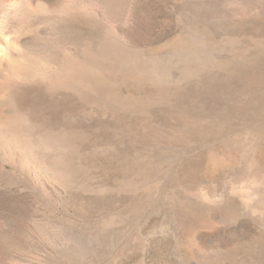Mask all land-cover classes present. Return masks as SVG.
<instances>
[{
    "label": "rangeland",
    "instance_id": "374dc122",
    "mask_svg": "<svg viewBox=\"0 0 264 264\" xmlns=\"http://www.w3.org/2000/svg\"><path fill=\"white\" fill-rule=\"evenodd\" d=\"M0 264H264V0H0Z\"/></svg>",
    "mask_w": 264,
    "mask_h": 264
},
{
    "label": "bare ground",
    "instance_id": "6f19581e",
    "mask_svg": "<svg viewBox=\"0 0 264 264\" xmlns=\"http://www.w3.org/2000/svg\"><path fill=\"white\" fill-rule=\"evenodd\" d=\"M15 119V118H14ZM32 150V149H31Z\"/></svg>",
    "mask_w": 264,
    "mask_h": 264
}]
</instances>
